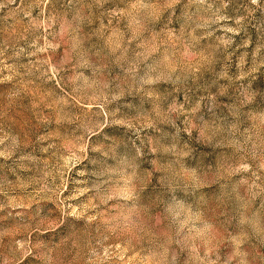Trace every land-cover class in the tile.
<instances>
[{"label":"rangeland","instance_id":"rangeland-1","mask_svg":"<svg viewBox=\"0 0 264 264\" xmlns=\"http://www.w3.org/2000/svg\"><path fill=\"white\" fill-rule=\"evenodd\" d=\"M0 264H264V0H0Z\"/></svg>","mask_w":264,"mask_h":264}]
</instances>
